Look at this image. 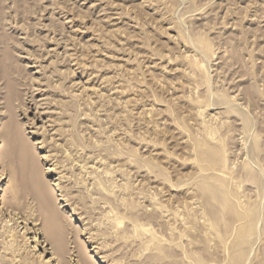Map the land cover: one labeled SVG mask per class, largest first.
Returning a JSON list of instances; mask_svg holds the SVG:
<instances>
[{
    "label": "rangeland",
    "instance_id": "rangeland-1",
    "mask_svg": "<svg viewBox=\"0 0 264 264\" xmlns=\"http://www.w3.org/2000/svg\"><path fill=\"white\" fill-rule=\"evenodd\" d=\"M1 176L0 264H264V0H0Z\"/></svg>",
    "mask_w": 264,
    "mask_h": 264
},
{
    "label": "bare ground",
    "instance_id": "bare-ground-1",
    "mask_svg": "<svg viewBox=\"0 0 264 264\" xmlns=\"http://www.w3.org/2000/svg\"><path fill=\"white\" fill-rule=\"evenodd\" d=\"M12 171H11V173H10V177L13 179H16V180H18V178L20 179L21 177H22V173H21V170H19L17 167L15 168V167H13L12 169H11ZM3 176H4V174H2ZM4 178L5 177H0V191H2V192H0V209L1 210H3L4 212H6L7 213V215L9 214L10 215V218L12 219V220H14V222L16 223V222H23V221H25L24 220V217L22 218V216L19 214V212H15L14 210H13V208H12V204L11 203H9L10 201H9V196L8 195H10L11 193H9V190H17L18 188H22L21 187V185L22 184H18V186H11L10 188H9V186L7 187H5V186H3V184H1V182H3V180H4ZM10 178V179H11ZM23 178V177H22ZM9 178H8V181L10 180ZM61 181V180H60ZM41 183L40 182H37L36 181V184H35V187H36V189L37 190H40L39 188H41V185H40ZM56 184V183H55ZM57 185V184H56ZM12 190V191H13ZM14 192V191H13ZM9 193V194H8ZM12 195V194H11ZM10 197H12V196H10ZM37 197H39L40 198V200L42 201L43 199H42V196L40 195L39 196V194L37 195ZM62 199H64V196H62V194H60V200H62ZM43 202V201H42ZM45 204V203H44ZM49 205V204H48ZM65 205V204H64ZM50 207V206H49ZM52 208V207H51ZM53 208H55L54 206H53ZM17 210V209H16ZM51 210V209H50ZM49 210V211H50ZM18 211V210H17ZM52 211V210H51ZM50 213V212H49ZM56 213V212H55ZM34 215V214H33ZM49 215V214H48ZM49 217V216H48ZM20 218H22V220H19ZM33 218V217H32ZM31 219V218H30ZM10 220V219H9ZM26 220H28V219H26ZM41 220V219H40ZM35 221V220H34ZM34 221H30V222H32L33 223V225L34 226H32V227H35L34 228V231H31V232H33V236H32V240H36L35 241V245L36 246H41L42 247V251L43 252H48V253H51L52 255H51V257L49 258V259H51V258H53V260H56V256H55V254H57L60 250H62V246H61V243H59L57 246L56 245H53V239H52V237L51 236H49V235H47V233H44L43 231L44 230H41V228H39V227H37V224H39V223H37V222H34ZM45 221V220H44ZM47 222V221H46ZM45 222V223H46ZM26 223V222H25ZM14 225V224H13ZM47 225H49L50 227H51V224L50 223H48ZM52 226H53V223H52ZM24 228H25V230L27 229V230H30V227L28 228V226H24ZM52 228V227H51ZM26 230V231H27Z\"/></svg>",
    "mask_w": 264,
    "mask_h": 264
}]
</instances>
